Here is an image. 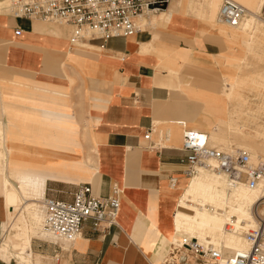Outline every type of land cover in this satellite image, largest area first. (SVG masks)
Wrapping results in <instances>:
<instances>
[{
	"label": "crops",
	"instance_id": "crops-1",
	"mask_svg": "<svg viewBox=\"0 0 264 264\" xmlns=\"http://www.w3.org/2000/svg\"><path fill=\"white\" fill-rule=\"evenodd\" d=\"M19 5L12 4L13 12L0 10V122L6 138L0 155L6 156L11 183L21 192L25 174L47 175L44 198L67 201L82 184H91L98 196H107L118 184L123 194L117 225L98 229L88 220L82 235L69 240L43 231L34 224L35 212L23 209L40 199L35 189L27 198L21 194L24 206L14 211L0 174V264H160L167 244L189 234L174 229L173 221L176 211L188 209L180 205L189 177L181 161L187 154L181 148L184 130H197L192 128L197 125L209 131L200 119L205 104L201 110L202 104L181 86L193 83L183 67L201 59L210 68L222 44L168 31L181 12L178 1L158 14L138 17L140 30L134 34L76 43L71 42L72 26L19 17L13 10ZM170 8L175 15H168ZM150 45L181 50L180 71L160 61ZM10 100L38 123L39 133L21 132L8 121ZM91 119L96 124L92 136L87 131ZM149 128L153 132L146 140ZM28 136L41 149L26 144L33 142ZM92 139L99 146L98 165L84 154Z\"/></svg>",
	"mask_w": 264,
	"mask_h": 264
},
{
	"label": "built area",
	"instance_id": "built-area-1",
	"mask_svg": "<svg viewBox=\"0 0 264 264\" xmlns=\"http://www.w3.org/2000/svg\"><path fill=\"white\" fill-rule=\"evenodd\" d=\"M170 0H17L19 7L13 9L19 17L42 19L68 24L73 27L71 42L76 43L85 37L104 39L127 36L136 33L140 27L137 16L152 10L155 13L165 9ZM246 9L234 0H222L219 17L231 25H238ZM18 28L16 33L20 35ZM184 124V122H181ZM153 129L145 134L151 138ZM152 143L150 147L155 148ZM182 150L187 152L181 158L185 163V174L192 177L199 167L207 165L219 172H224L231 184L240 183L253 189L264 178V165L251 162L250 153L243 148L223 150L210 142L207 133L185 129ZM211 160L214 165L210 164ZM122 188L113 184L107 196L93 193L91 184H82L74 193L71 201L46 196L45 227L51 232L72 240L82 235L84 223L92 220L94 227L108 229L118 224L121 207ZM250 243L248 250L236 252L225 257L222 245L201 242L196 236L178 235L168 245V252L160 264H264V219L257 229L246 233ZM56 244L55 242H52ZM153 264V263H151Z\"/></svg>",
	"mask_w": 264,
	"mask_h": 264
},
{
	"label": "bare ground",
	"instance_id": "bare-ground-1",
	"mask_svg": "<svg viewBox=\"0 0 264 264\" xmlns=\"http://www.w3.org/2000/svg\"><path fill=\"white\" fill-rule=\"evenodd\" d=\"M237 1L238 3H244L247 8L244 6L246 13L243 16L241 22L236 26L228 24L227 22L220 19L219 12L222 0H204L199 2L194 0H186L184 2L180 1L179 4L180 6L183 4V6L188 5L195 7L196 10L198 9L201 12L200 18H203L205 21L207 20L213 25V30L216 32L215 35L218 39L232 46L234 44H238V46H249L251 44L250 38L252 32H254L259 23L264 20L259 15L264 9V0ZM175 10L176 9L170 8L168 15H175ZM158 13H155L152 10H145V13L137 16V18L148 14ZM215 14H217L216 21L213 18ZM150 46L160 61L165 63H174L175 65H172L174 67H171V70L175 72L180 71L182 66V64L179 62V59L182 55L181 50L178 48L166 49L155 48L153 45ZM145 50L149 49L147 48ZM216 66L219 67V61H212L210 68L208 69V75L212 74V76L218 75L222 77L228 76V74L226 75L222 69H214ZM230 75L232 76V74H229V76ZM188 83L189 82L182 83V86L187 87ZM239 83L240 81H236L234 84L228 85L226 91L220 94L221 100H225L226 98L232 96L236 91V86H238ZM221 125H224L225 128H219L218 130L209 129L208 132H203L207 133L211 140H214L218 143L223 142L225 140V135H227L225 133H233L235 128L231 123H223ZM3 127L4 126L0 122V147L2 146V148L6 142ZM192 128L201 130L200 127H197V125H193ZM242 140L244 142L248 141L247 137H244ZM251 143H255L254 139H252ZM235 147L240 148L235 145L234 141H229L225 145L219 146V148L223 150H231ZM242 148L250 153L251 162L260 164V162H255V159L258 158V154L254 145L248 144L244 145ZM0 157H2V161L0 162V174L3 175L2 179H4L3 184L5 188V195L9 206H12L14 211H16L18 208H21L23 205V197H21V194L27 198L31 195V191L35 189L37 194H40V199H38L39 201L37 200L36 203L27 202L25 203L26 206L23 209L28 210V212H32V214L35 212L33 215V220L36 226H40L41 229L47 233L61 237L45 227V198L43 191L47 175H42L41 178H38L31 174H25L21 178V182L19 183L20 186H18L20 187V192L17 187H14L13 182L11 183L8 177L6 165L7 161L4 160L6 159V156L0 155ZM210 164L214 165V161L211 160ZM211 175L212 177H210ZM185 178L190 182L186 186L185 192L183 191L184 196L181 199L180 205L182 208H188L189 210L176 211L173 219L175 224L174 229H177L181 233H189L191 236H196L201 242L209 241L215 246L222 245L225 257H231L236 252L241 250H248L250 248V243L247 241L246 236L244 235L250 232L251 229L259 228L260 222L264 219V178L260 182L259 186L253 189L249 188L243 183H240L236 186H231L229 179L224 172H219L211 167L209 168L207 165L200 166L198 173L194 174L192 177ZM227 208H230V210ZM26 214L27 213H25V216ZM13 226L14 225H12V227ZM15 227H19L21 230H23V232H25V227L18 226L17 222L15 223ZM240 230H242L244 235L239 233ZM23 232L22 234H24ZM29 243V238H25L24 245L28 247Z\"/></svg>",
	"mask_w": 264,
	"mask_h": 264
},
{
	"label": "rangeland",
	"instance_id": "rangeland-1",
	"mask_svg": "<svg viewBox=\"0 0 264 264\" xmlns=\"http://www.w3.org/2000/svg\"><path fill=\"white\" fill-rule=\"evenodd\" d=\"M174 1L184 2L186 0H170V2ZM194 1L199 2L204 0ZM239 3L246 7L244 3ZM12 4H16V0H0V10L7 8L9 9L8 12H13L11 10ZM181 5V12L178 15V19L175 25H173V28H169L168 31H175L177 35L190 40L197 39L199 36H205V40L222 44V47L220 46L222 53L216 59L219 61V67L216 66L214 69L220 68L226 75L228 74L225 77L218 75L212 76V74L208 75L209 67L207 62L201 59L200 61H193L183 67V75L191 76L193 81V83H188L187 87L181 84L182 88L188 94L183 91L189 95L190 99L197 100L198 103L200 102L202 104L201 110L203 109V104H205V109L201 113L200 119L210 130L224 129V125H221L223 123H231L234 125L235 129L233 133H225L227 135L224 137L225 140L220 142L221 144L212 140L214 144L220 146L225 145L229 141H234L235 145L240 148L244 145L252 144L255 146L258 154L255 162H260L264 165V20L252 32L250 38L251 44L249 46H238V44L232 46L217 38L215 35L216 32L213 30L214 27L210 22L197 17L201 13L198 9L196 10L193 6ZM259 15L264 19V9ZM213 18L216 21L217 14ZM185 27H191V29H186ZM184 41L187 43L191 42ZM229 74H232V76H229ZM236 81H240V83L236 86L234 94L225 100H221L220 94L226 91L228 85H232ZM77 94L76 91L72 92V99L75 102L78 100ZM196 98L201 99L203 103ZM6 104L10 106V115H6L8 121L13 122L17 126V130L21 132L39 133L38 123L32 117L24 114L19 109H14L16 108V102L14 100L7 101ZM95 125L92 119L88 122L87 131L91 136L94 135ZM28 137H31L29 140L33 142L28 141L26 144H30V147L33 149H38L39 147L36 145V140L32 138L33 136ZM244 137H247L248 141L244 142L242 140ZM252 139H254L255 143H251ZM19 141L20 139L15 138L14 142L18 143ZM97 146V142L92 139L90 142H86L84 149V154L92 155L96 165H98L99 152L95 150ZM20 154L22 152L15 153V155ZM189 182L188 180L187 183ZM227 209L230 210V208ZM239 233L244 235L242 230ZM169 243L167 244V252Z\"/></svg>",
	"mask_w": 264,
	"mask_h": 264
},
{
	"label": "water",
	"instance_id": "water-1",
	"mask_svg": "<svg viewBox=\"0 0 264 264\" xmlns=\"http://www.w3.org/2000/svg\"><path fill=\"white\" fill-rule=\"evenodd\" d=\"M163 8H167V4L165 3V4H163Z\"/></svg>",
	"mask_w": 264,
	"mask_h": 264
}]
</instances>
